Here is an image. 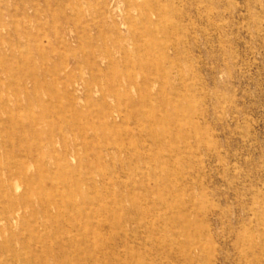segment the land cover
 <instances>
[{
	"label": "rangeland",
	"instance_id": "rangeland-1",
	"mask_svg": "<svg viewBox=\"0 0 264 264\" xmlns=\"http://www.w3.org/2000/svg\"><path fill=\"white\" fill-rule=\"evenodd\" d=\"M0 264H264V0H0Z\"/></svg>",
	"mask_w": 264,
	"mask_h": 264
},
{
	"label": "bare ground",
	"instance_id": "bare-ground-1",
	"mask_svg": "<svg viewBox=\"0 0 264 264\" xmlns=\"http://www.w3.org/2000/svg\"><path fill=\"white\" fill-rule=\"evenodd\" d=\"M157 13V12H156ZM159 15V14H158ZM76 131V130H75ZM121 145V144H120ZM24 258V257H23ZM20 261V260H19Z\"/></svg>",
	"mask_w": 264,
	"mask_h": 264
}]
</instances>
